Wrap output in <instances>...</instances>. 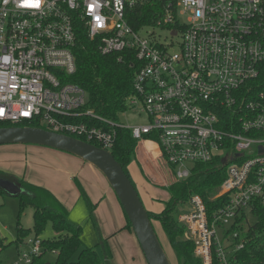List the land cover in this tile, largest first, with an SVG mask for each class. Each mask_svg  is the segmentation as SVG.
<instances>
[{
	"label": "built area",
	"instance_id": "obj_1",
	"mask_svg": "<svg viewBox=\"0 0 264 264\" xmlns=\"http://www.w3.org/2000/svg\"><path fill=\"white\" fill-rule=\"evenodd\" d=\"M137 1L0 0V124L34 123L108 152L115 128L129 129L148 144L145 165L148 151L155 155L159 185L187 179L197 164L224 168L216 195L223 207L209 214L194 195L177 221L200 264H239L245 241L232 228L244 229L264 207V91L255 84L264 64V0H164L148 27L180 35L179 43L141 36L145 26L135 31L127 12ZM80 28L101 55L137 61L129 107L139 106L148 123L126 127L90 112L104 125L71 121L87 99L67 80L76 72ZM27 245L15 264L41 255V240Z\"/></svg>",
	"mask_w": 264,
	"mask_h": 264
},
{
	"label": "trees",
	"instance_id": "obj_2",
	"mask_svg": "<svg viewBox=\"0 0 264 264\" xmlns=\"http://www.w3.org/2000/svg\"><path fill=\"white\" fill-rule=\"evenodd\" d=\"M163 3L164 0L137 1L131 10L127 12L128 23L135 31L140 30L143 26H150L158 18V12L161 11ZM74 54L76 72L67 77V80L81 88L87 94V99L84 106L78 110L83 115L71 121L87 122L98 127L104 125L101 121L89 119L84 115V113L90 112L99 119L120 124L118 122L119 115L130 108L129 98L133 95V79L137 70L136 65L138 66L137 61L133 59V56L124 53L101 55L96 44L87 38L85 31L81 28L77 35ZM120 55H123V59L118 61ZM255 84L259 90L264 91V64L262 75ZM12 126L38 127L34 123L0 124V127ZM115 133L116 141L110 153L122 166L138 192L128 170L129 165L136 162L135 150L138 147V141L133 138L129 129L116 127ZM152 139L150 135L145 137V140L148 141ZM145 145L148 146V144ZM138 151L139 153L142 151L141 147L138 148ZM142 165L148 168V165H145L144 158ZM0 179H6L20 188L21 192L16 196L19 199L20 213L23 212L26 206L33 208V230L36 233L34 239H37V235L43 230L47 222L51 223L55 233L52 240L41 241L42 253L33 259L31 264H48L44 257L49 252L54 253L56 256L53 264H109L112 255L106 239H100V246L107 261L102 260L96 247H83L81 239L83 227L81 224H74L69 221L68 210L48 189L31 184L14 174L3 171H0ZM224 179V168L215 166V163L197 164L193 167L192 173L187 179L167 186L146 179L151 186L163 189L168 193L169 198L162 202L163 208L158 215L148 211L147 213L152 225L154 219L161 222L177 255L179 264L200 263L193 257L192 243L184 236V227L177 221L178 214L187 207L189 199L194 195L201 198L209 214L223 207L225 199L216 198V195L219 193ZM77 184L80 196L87 200L90 218L94 221V205L88 201L79 182ZM1 194H4V191L0 189ZM253 218L254 222L246 230L243 228L241 230L236 225L232 228V231L239 233L237 241H245L244 248L239 254L237 253L239 264H264V207H256L253 211ZM123 229L133 233L127 218ZM27 234L28 230L19 227L17 230V243H23V239ZM76 254L77 258L74 259Z\"/></svg>",
	"mask_w": 264,
	"mask_h": 264
},
{
	"label": "rangeland",
	"instance_id": "obj_3",
	"mask_svg": "<svg viewBox=\"0 0 264 264\" xmlns=\"http://www.w3.org/2000/svg\"><path fill=\"white\" fill-rule=\"evenodd\" d=\"M151 33L159 36L161 40L174 43L181 41L180 35L171 37L168 29L158 30L148 26L143 28L140 35L147 36ZM118 122L126 127H134L145 125L148 120L141 108L135 106L130 107L125 113H121ZM138 156L140 161L137 157L136 161L141 162L140 165L143 168V158L147 159V157L145 154L142 156L139 153ZM153 156L155 155L149 150L148 164H146V166L148 165V169L146 168L148 175L145 173L144 176L148 181L156 183L157 178L151 171ZM128 170L146 211L158 215L163 208L162 202L167 199V192L141 181L140 170L136 163L132 162ZM0 171L14 174L31 184L48 189L68 210L69 221L81 224L83 227L81 236L83 247H96L102 260L107 261L100 246V239H106L113 264H146L134 234L123 229L126 225V218L112 188L100 171L89 163L69 153L44 146L6 144L0 145ZM136 181L142 182V190L137 187ZM77 182L81 185L88 201L94 205V221L90 218L87 200L80 196ZM170 184L171 181H168L167 185ZM20 192L18 187L11 193L4 191V194L0 195V264H15L19 255L31 250V246L27 245V242L36 237L33 230L34 210L32 207L26 206L20 213L19 199L16 197ZM250 222L252 223L251 218ZM243 225L244 229L249 226L248 222ZM19 227L28 230L23 243H17ZM153 227L170 264H179L161 222L154 219ZM54 236L52 225L47 222L37 235V239L52 240ZM75 258H77V254L74 256ZM44 260L48 264H53L56 256L49 252L45 255ZM141 260L142 262H140ZM111 261L110 264H112Z\"/></svg>",
	"mask_w": 264,
	"mask_h": 264
},
{
	"label": "water",
	"instance_id": "obj_4",
	"mask_svg": "<svg viewBox=\"0 0 264 264\" xmlns=\"http://www.w3.org/2000/svg\"><path fill=\"white\" fill-rule=\"evenodd\" d=\"M38 145L74 155L95 167L112 188L147 264H170L149 215L122 166L108 151L77 138L39 127H0V145ZM0 189L11 193L16 184L0 179Z\"/></svg>",
	"mask_w": 264,
	"mask_h": 264
},
{
	"label": "crops",
	"instance_id": "obj_5",
	"mask_svg": "<svg viewBox=\"0 0 264 264\" xmlns=\"http://www.w3.org/2000/svg\"><path fill=\"white\" fill-rule=\"evenodd\" d=\"M139 147H141V152L139 153L137 150H138V148ZM148 149V146L147 145H145V143H140V144H138V147L136 148V157L138 158L139 156H138V153L139 154H142V156L145 154V151ZM138 152V153H137ZM141 156V155H140ZM136 158V159H137ZM138 160H139V158H138ZM140 161V160H139ZM139 161H136V162H134V163H136L137 164V167H139V170H140V174L141 175H139L140 176V180L141 181H144V182H146L149 186H151L149 183H148V181L146 180V178H145V176H144V174L145 175H148L147 173H148V168L147 167H145L144 165H143V168L141 167V162L139 163ZM147 168V169H146ZM151 171L153 172V174L155 175V173H154V171L151 169ZM151 171H149V172H151ZM156 176V175H155ZM156 178H157V176H156ZM141 181H136V183H137V187L138 188H140V190H142V188H141V186H142V182ZM138 182H139V185H138ZM154 182V181H153ZM163 185H167V184H163ZM169 198V196H168V193H167V199ZM166 199V200H167ZM135 237V236H134ZM136 240V239H135ZM136 242H137V240H136ZM139 245V244H138ZM141 250V249H140ZM141 253H142V251H141ZM143 255V254H142ZM144 257V256H143ZM145 259V258H144ZM110 261H111V259L109 260V264H110ZM146 261V260H145ZM140 262H142V260L140 261ZM111 263H112V261H111ZM113 264V263H112Z\"/></svg>",
	"mask_w": 264,
	"mask_h": 264
}]
</instances>
